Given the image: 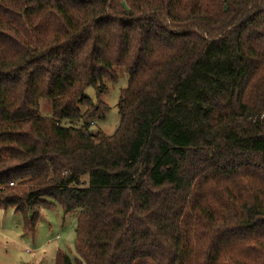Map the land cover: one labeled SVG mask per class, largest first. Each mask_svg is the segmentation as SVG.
<instances>
[{
  "label": "trees",
  "instance_id": "16d2710c",
  "mask_svg": "<svg viewBox=\"0 0 264 264\" xmlns=\"http://www.w3.org/2000/svg\"><path fill=\"white\" fill-rule=\"evenodd\" d=\"M263 114L264 0H0V208L76 217L53 264H264Z\"/></svg>",
  "mask_w": 264,
  "mask_h": 264
},
{
  "label": "rangeland",
  "instance_id": "374dc122",
  "mask_svg": "<svg viewBox=\"0 0 264 264\" xmlns=\"http://www.w3.org/2000/svg\"><path fill=\"white\" fill-rule=\"evenodd\" d=\"M128 85V74L121 69L116 82L105 78L103 93L90 87L86 95L95 103L105 106L103 117L93 123L91 131L112 136L120 124L119 102L121 92ZM40 115L52 116V104L43 100L40 103ZM67 126L82 127V121L64 122ZM85 187L88 181L84 180ZM76 217L66 215L59 205L41 208L40 218L34 235L26 233L20 215L12 208H0V264H53L58 251H63L72 260L76 252Z\"/></svg>",
  "mask_w": 264,
  "mask_h": 264
},
{
  "label": "built area",
  "instance_id": "2783aa9c",
  "mask_svg": "<svg viewBox=\"0 0 264 264\" xmlns=\"http://www.w3.org/2000/svg\"><path fill=\"white\" fill-rule=\"evenodd\" d=\"M262 119H264V114H263V116H262ZM13 186H14V184L11 183V184H10V187H13Z\"/></svg>",
  "mask_w": 264,
  "mask_h": 264
}]
</instances>
